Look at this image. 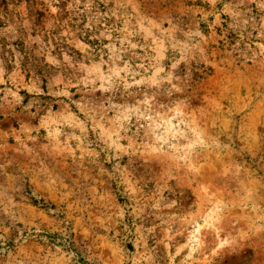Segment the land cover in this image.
<instances>
[{"label": "rangeland", "instance_id": "obj_1", "mask_svg": "<svg viewBox=\"0 0 264 264\" xmlns=\"http://www.w3.org/2000/svg\"><path fill=\"white\" fill-rule=\"evenodd\" d=\"M0 264H264V0H0Z\"/></svg>", "mask_w": 264, "mask_h": 264}]
</instances>
